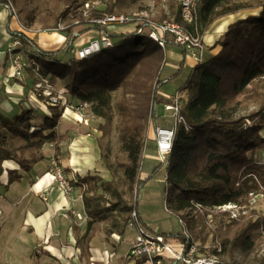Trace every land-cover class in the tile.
Here are the masks:
<instances>
[{
	"label": "trees",
	"instance_id": "16d2710c",
	"mask_svg": "<svg viewBox=\"0 0 264 264\" xmlns=\"http://www.w3.org/2000/svg\"><path fill=\"white\" fill-rule=\"evenodd\" d=\"M21 1L14 0V3L18 5L20 14L25 16L27 23L23 21L24 26L29 29L35 22V15ZM146 1L101 0L91 10L90 18L132 16L129 11H144L142 5ZM152 1L155 7L164 5V0ZM9 2L13 4L11 0H3L2 3L6 6ZM74 2L64 0L65 8L47 28H55L60 16L70 15ZM227 4L225 0H198V31L202 33L204 25L217 18L249 8L244 4ZM260 7L257 15H248L230 24L216 43L220 51L209 60L202 59L190 72L181 89L186 94L185 100L181 99V114L185 123L177 127L166 163L167 210L182 220L196 238L201 237L198 229L202 225L206 228L209 215V221L220 223L223 230L216 238L222 250L219 252L218 247L211 248L207 254L220 256L221 264H226L227 257L248 256L257 252L263 254L256 257L255 263L264 264V214L258 216L249 212L239 219H231L228 212L218 210V207L230 203L248 210L252 199L264 196V163L256 158L264 151V136L261 135L264 131V3ZM174 11V20L192 29L184 23L179 3ZM159 13L157 20L161 23L166 17L165 10L161 8ZM83 22L75 27L79 28L78 32H72L73 28L66 31L70 46L76 41L77 36L72 37L74 33L90 30L108 33L113 45L89 59L77 60L73 57L70 62H61L58 56L64 50L44 51L24 32H19L20 39L24 47L34 49L37 54L32 57L27 54L28 58L37 64L42 63L47 69L43 72L40 69L43 76L51 79L52 83L53 79H62L67 89L65 93H69L75 104L88 103L94 115L104 120L99 126L102 136L98 147L101 159L109 170L110 149L102 139L111 133L115 117L119 118V140L127 154V162L119 166L125 170L127 180L136 185L138 197L141 188L162 168V163H159L145 179L140 177L150 107L152 102L160 100L158 90L165 82L159 75L165 61V50L172 44L163 49L154 40L136 32L121 34L100 24L92 27ZM183 64L184 60L178 73ZM115 92H119L116 101L113 99ZM247 100L256 103L258 108L241 115L240 112L248 106ZM52 111V116L46 118L48 120L42 126L33 125L30 109H21L13 116L0 112V167L3 168L5 162L18 165V169H6L8 179L3 185L5 191L21 181L20 170L29 172L45 159L46 144H52L54 156H59L60 144L66 136L56 132L62 111L56 108ZM78 185L83 189L82 200L88 222L83 234L76 224L73 225L76 247L82 256L89 257L90 242L101 232L104 223L109 222L106 235L126 234L133 207L127 205L115 180L104 181L99 175L88 174L77 180ZM107 194L115 201L112 204L114 207L122 206L128 212L122 221L112 216L111 209L104 206ZM159 234L167 239L177 236L182 240L185 251L191 246V241L182 233ZM41 256L52 257V254L48 251L35 252V264H39ZM127 261H133L132 264L146 263L143 258Z\"/></svg>",
	"mask_w": 264,
	"mask_h": 264
},
{
	"label": "crops",
	"instance_id": "0c3cea01",
	"mask_svg": "<svg viewBox=\"0 0 264 264\" xmlns=\"http://www.w3.org/2000/svg\"><path fill=\"white\" fill-rule=\"evenodd\" d=\"M2 2L3 0H0V112L6 116H13L19 113L21 109H30L33 112V125L42 126L44 119L52 116V109L40 101L33 87L28 89L32 80L22 83L11 78L9 73L5 53L12 33L21 32L22 27L15 18H10L9 12ZM226 17L215 22L202 35L206 48L209 49L210 47L209 56L211 58L220 51L219 46L211 50L220 35L227 30L232 22L244 16L241 12ZM117 28L116 31L121 30L120 27ZM128 29L130 28H122V30ZM122 30L119 31L121 34ZM59 35V39H53V41L61 46L66 36L64 34ZM44 38L43 46L50 47L53 41L48 37ZM32 40L37 43L38 39L33 37ZM169 46H175L176 51L180 49L177 45ZM170 55L175 56V59H180L178 58L180 53L174 55L170 52ZM184 61V67L188 69L186 82L197 62L191 56ZM65 122L67 121L62 119L59 121L56 132L58 135L69 136L73 139L70 143L64 140L60 144V154L56 157L59 164L67 171L68 177L73 181L88 174L103 173L106 166L101 160L97 141L93 140L90 134L76 136L74 130H68L67 127L62 132V127L67 126L64 124ZM48 145L50 144L44 146L45 159L33 166L29 172L20 170L21 181L12 184L8 191H5L3 186L8 179L6 169H18V165L14 162L4 163L3 174L0 177V264H21L23 253L28 254L32 263L35 264L33 254L37 251H48L52 254V257L41 256L38 258L39 264H97L105 261V257L110 260V264H118L119 260L126 259L120 257L115 250L121 244L124 235L115 234L118 236L120 244L114 248L113 244L102 239L105 232L97 233L91 240V256L84 257L81 255L80 249L76 247V232L73 225L76 224L82 234L87 227L88 217L84 211L82 200L83 189L75 184L72 197L64 196L56 189L49 171L50 159L55 155V151L54 148L51 152L46 151L45 148ZM51 146L53 147L52 144ZM151 146L155 147V142ZM148 194L147 199H150L152 195ZM42 196H45L47 200H44ZM138 211L140 217L143 218L139 206ZM133 238H129L130 243ZM32 263L31 260L27 262V264Z\"/></svg>",
	"mask_w": 264,
	"mask_h": 264
},
{
	"label": "rangeland",
	"instance_id": "374dc122",
	"mask_svg": "<svg viewBox=\"0 0 264 264\" xmlns=\"http://www.w3.org/2000/svg\"><path fill=\"white\" fill-rule=\"evenodd\" d=\"M11 1L13 2V5L17 11L16 20H18V23L24 27L25 31H27L25 34L32 39L33 37L38 39L37 40L38 46L40 47V49H43L44 51L64 50V52H62L58 56V59L61 62H70L71 60H73L75 58L74 57L75 55L72 54L73 53L72 48L75 45L79 46V45H82L88 42L90 40L89 35L96 34L95 31L88 33V34H86V32L82 34L79 33L80 36L76 37L75 35L76 41H74L71 46L69 45V37H67L66 31L70 28H73L72 32H75V31L78 32L79 28H75L76 26H78V25H75V22L78 20L81 22V24H82V21H84L83 24L86 23L85 18L79 13V9H78L80 5H82V0H75L74 4H72L73 7L70 11V15L68 14L67 17L60 16L57 22V26L55 28H51V27L47 28V26L52 25L54 23V20L60 15L61 11L65 8L66 3H64V0H23L21 1L22 4L25 3L27 5L28 11L35 15V22L33 26L29 29H27L24 26L25 23L27 22L24 19L25 16L20 14V11H18V5L14 3V0H11ZM225 2L228 3L227 5H232L235 3L248 5L249 8L238 12V13L242 12V15L244 16L243 18H245L248 15H253V14L257 15L260 11V8H261L260 6L264 3V0H225ZM178 3H179L178 0H164V5L162 7H155L152 0H147L142 5L145 9L144 11L139 12V11L133 10L129 12L134 17H137L139 15V17H142L144 19H148L154 22H160L157 20V18L160 14L159 13L160 9L163 8L165 10V16H166L164 20L165 19L174 20V15L176 13V11L174 10L178 6ZM230 15H233V14H229L226 16H230ZM226 16H223L221 18L222 19L227 18ZM221 18H217L216 20L209 22L208 25H204L202 29V33L199 32L197 28L198 34L200 35L201 41L205 49L203 50L204 60H209L211 59V57L209 56L210 47L209 49L208 47L206 48L202 35H204V33L207 32L209 28L215 22L221 21ZM45 20H47L48 22H45ZM60 25L64 26L66 29L58 31L57 29L60 27ZM119 27L121 30L122 28L126 27L127 29V27H129L130 29L128 30H122V33L123 34L131 33L132 26L123 25ZM117 29L118 28H116L115 31ZM121 30L116 31V33L117 32L120 33L119 31ZM223 33L220 35L219 39L215 42L211 50L218 47L216 43L221 39V36L223 35ZM59 34H64L66 36L65 41L63 44H61V46H59L57 42L53 41V39H57V40L59 39V36H60ZM37 37H40V38H37ZM44 37H48V39L53 41L50 47L43 46ZM72 37H74V35ZM175 49H176L175 46H168L167 50H165V61L163 63V66H162V69L159 75L160 79L163 80L165 84L160 87V89L158 90V94H157L158 99H160L161 101L157 100L156 102L155 101L152 102V105L150 107L149 119L147 121V127L145 130V139L149 141H148L147 147H145L146 149L144 150L143 166L141 168V173H140L141 179H145L148 175H150L153 169L156 166H158L160 163L156 147L151 146L155 142V134H154L155 128L157 126L170 127L176 121L175 118L172 116V114L164 110V103H166V100L168 101L171 96H174L176 94H180L184 100L186 97L185 92H181V89L183 87L182 85L184 84L186 76L188 74V69L184 67V64L179 73H178L179 71L178 69L181 65V62L184 59L185 60L188 59L190 56L187 53H184L182 50H180L181 48L178 51H176ZM26 52L28 56L30 57L36 54L34 49H31L30 47H27ZM170 52H172L174 55L177 53H180V57H178L180 59L179 60L175 59L174 58L175 56L174 57L171 56ZM95 54L96 53H93L90 57H92ZM86 59H89V57ZM48 60H51V59H48ZM44 61L46 62V60ZM38 65L42 72L47 70L45 66L42 65V63H39ZM176 72L178 73L177 75H175ZM53 81L54 83L52 84L59 91L63 92L66 96L61 92H59V94L62 97L67 98L68 102L70 100L72 101L71 102L72 104L76 105L74 102L75 100L69 95V93L67 94L65 93L67 89L65 90L64 81L59 78L53 79ZM28 87H29L28 89H31L33 87L31 81ZM118 94L119 92H115L113 94L114 101H116ZM114 101L113 103H115ZM247 103H248V106L245 110L240 112L241 115H247L251 111H255L258 108V105L251 100H247ZM154 104H156L155 114L157 117L154 115ZM48 108L49 109L56 108L57 110L62 111L61 119L67 121L64 123L67 126H65V128L62 127V132H64V130L67 127L68 130L69 129L74 130V135L76 136L90 134L92 136L91 138L97 141L96 143L98 146V140L102 136V133L99 131V126L104 123V120L96 117L94 113L92 112L91 107L89 105L84 109V113L93 114L95 118L92 119V121L90 122V125L88 126H85L84 124L77 122L75 120L76 116H74L72 112L66 109H63L59 106L58 107H48ZM63 114H64V117H63ZM61 119L59 121H61ZM45 120L47 121L48 119H44V121ZM34 122H38V121H34ZM261 135L264 136V131L261 132ZM72 139H73L72 137L66 136L65 141L70 143ZM102 141L107 143L110 149L109 163L111 165V169L109 170L106 167L104 169L105 171L103 173L98 172L99 173L98 175L104 181L115 180L116 186L118 190L123 194V199L125 200L128 206L134 207V206H137L138 204L139 210L143 216L141 225L145 231H148L151 234H157L160 232H164L167 234L175 235L178 233H182L183 235H185L186 239L189 238L192 241V243L197 245L198 249H200V253L203 255H214V254H207L211 248L218 247L219 252L222 250L221 245L218 242V238H216V235H218V233L223 230V227H221L220 223L215 224V222L209 221V219L211 218V215L207 217L208 222L205 223L206 228L204 229V226L201 224L202 226L199 227L198 229L199 236L201 237L196 238L194 235L191 234L189 228L186 227L185 223H180V219H178L177 216L171 214L167 210L166 208V192H167L166 168H167V165L162 164V168L159 170L157 175L150 182H148L143 188H141V190L139 191L138 197L136 196L137 195L136 185L130 183L127 180L125 176V170L119 166L120 163L127 162V154L123 150L122 144L119 140V118L117 116L115 117V121L113 123L111 133L109 134L108 137L102 139ZM45 150L48 152H51L53 151V147L50 144L46 146ZM55 158L57 159L56 156ZM256 158L257 159L259 158V161L264 163V151L256 155ZM65 172L67 173V171ZM99 193H101V190H99ZM148 193L152 195L150 199H147L149 195ZM113 203H115V201L112 199V197L109 194H107L106 200L103 202L104 206L108 209H111L112 216L116 217L119 221H122L126 216H128V212L122 206L114 207L112 205ZM138 206L136 208H138ZM249 212H254L258 216L260 214H264V196L263 195H258L254 199H252L250 205L248 206V213ZM147 224L150 225V227H148ZM108 227H109V222L104 223L100 233L105 232V229ZM129 233L126 232V235H124V239H122L121 244L120 242H116L114 238L112 237V235H108L109 236V239H108L106 238L104 234L102 236V239L105 242H110V244H113L114 248H117L116 244L118 245L120 244L119 247L115 250L120 257H125L130 248V244H131L129 241V238H133L135 236L134 232H129ZM168 240H169V243L175 249V251L179 252L183 250L184 244L182 243V240L180 238H178L177 236L175 237L172 236ZM204 250L205 252H203ZM262 254L263 252H257V253H254L248 256L239 254V255H235L233 258L227 257L225 260H226V264H257L255 263L256 257ZM28 256H29L28 254L23 253V255L21 256V264H27L29 260H31V263H32V259H30ZM105 259H106L105 261L103 260L101 262H98L97 264H110L109 263L110 260L106 257ZM218 259H219V263L221 264L222 258L218 256ZM132 263L133 261L128 262L127 259H124V260L121 259L118 262V264H132ZM171 263L176 264V260L173 258L171 260ZM144 264H148V263H144Z\"/></svg>",
	"mask_w": 264,
	"mask_h": 264
},
{
	"label": "built area",
	"instance_id": "2783aa9c",
	"mask_svg": "<svg viewBox=\"0 0 264 264\" xmlns=\"http://www.w3.org/2000/svg\"><path fill=\"white\" fill-rule=\"evenodd\" d=\"M100 2L101 0H82V5H80L78 9L79 13L86 20V26L89 24L93 27L100 24L110 31H115V29L119 26L129 25L132 26L131 32H136L154 40L163 49H166L169 44L177 45L180 46L184 52L190 55L195 61H202L204 57L203 50L205 49L196 27L198 0H178L182 19L184 23L189 25L193 30L182 26L175 20L165 19L163 22L158 23L139 17V15H135L137 17L130 15H106L102 18H90L91 10L96 8ZM5 7L8 10L9 15L12 18L17 19V11L13 4L9 2ZM80 24L81 22L79 20L75 22V25ZM21 27V32L26 33L27 31L24 30V27ZM64 29L66 28L60 25L57 30L60 31ZM93 31H95L96 34L94 36L89 35L90 40L88 42L79 46L75 45L72 48V54L75 55L74 57L77 60H84L90 57L93 53L100 52L102 49L113 45V41L109 34L104 31L90 30L87 31L86 34ZM80 34L74 33L73 35L80 36ZM26 51L27 48L23 46L19 32L11 35L10 43L5 53L8 60L11 78L22 83L32 80L33 90L44 105L48 107L59 106L66 109L76 116L75 120L77 122L82 123L85 126L90 125V122L95 117L93 114L84 113V109L89 104L80 103L74 105L70 100L69 103L67 98L62 97L59 94L61 91H59L51 83L50 79L41 74L39 65L36 61L28 58ZM181 99V95L176 94L171 96L169 100H166V103H164V110L172 114L176 120L173 125L170 127L157 126L154 130L155 147L160 163L164 165H166L168 157L172 151L173 140L177 127L178 125L185 123V119L181 114ZM155 110L156 104H154V115L156 116ZM148 141L149 140H146L145 147H147ZM49 171L53 177L56 189L64 194V196L72 197L74 185L77 184V179L72 181L68 177L67 173L59 164L55 156H52L50 159ZM42 198L47 200L45 196H42ZM136 207L137 206L133 207L127 223V230L134 232L135 235L125 256L127 260L143 258L148 264H172L171 260L174 258L176 260V264H219L217 255L201 254L200 249H198L197 245L192 243L189 238L187 240L191 241L190 248L187 251L183 248L182 251L177 252L169 243V240L163 235L151 234L148 231H145L142 228L141 220L139 218L140 214L138 208ZM197 207L200 208L199 205H197ZM218 210L228 212L231 219H239L241 215L244 216L248 214L247 209H240L237 205L232 203L218 207ZM180 223H183V221L180 220ZM105 236L109 239L108 235ZM112 237L116 242H119L117 235L112 234Z\"/></svg>",
	"mask_w": 264,
	"mask_h": 264
},
{
	"label": "water",
	"instance_id": "95a60500",
	"mask_svg": "<svg viewBox=\"0 0 264 264\" xmlns=\"http://www.w3.org/2000/svg\"><path fill=\"white\" fill-rule=\"evenodd\" d=\"M3 174V168L0 167V176Z\"/></svg>",
	"mask_w": 264,
	"mask_h": 264
}]
</instances>
